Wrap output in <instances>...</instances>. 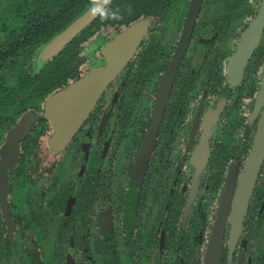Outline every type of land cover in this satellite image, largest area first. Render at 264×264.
Masks as SVG:
<instances>
[{
	"label": "flooded vegetation",
	"instance_id": "1",
	"mask_svg": "<svg viewBox=\"0 0 264 264\" xmlns=\"http://www.w3.org/2000/svg\"><path fill=\"white\" fill-rule=\"evenodd\" d=\"M262 2L109 0L75 35L99 47L91 68L126 28L139 42L64 146L28 109L0 264H264V25L241 56Z\"/></svg>",
	"mask_w": 264,
	"mask_h": 264
},
{
	"label": "trees",
	"instance_id": "2",
	"mask_svg": "<svg viewBox=\"0 0 264 264\" xmlns=\"http://www.w3.org/2000/svg\"><path fill=\"white\" fill-rule=\"evenodd\" d=\"M91 0H0V139L16 118L36 108L80 70L86 30L55 55L42 59L50 40ZM98 27V18L91 23ZM93 33V32H92Z\"/></svg>",
	"mask_w": 264,
	"mask_h": 264
},
{
	"label": "water",
	"instance_id": "3",
	"mask_svg": "<svg viewBox=\"0 0 264 264\" xmlns=\"http://www.w3.org/2000/svg\"><path fill=\"white\" fill-rule=\"evenodd\" d=\"M108 1L96 0L86 12L50 40L42 51L41 58L46 59L59 52L100 12ZM263 25L264 0L258 18L248 28L246 37L247 35L255 34L250 38V42L244 51H242V57H247L248 52L251 51L256 41V35L260 32ZM140 37L139 26L132 25L126 28L103 48L106 58L104 66L91 68L83 77L46 98L44 102L45 117L55 131V138L52 139L54 144L64 146L67 143L93 107L105 86L114 79L130 57ZM36 118H38V114H34L31 110L26 111L8 131L6 140L0 149V190L3 189V186L7 188V169L12 167L15 162L17 142L27 135ZM53 143L51 144L54 145ZM241 209L242 207L238 208V210ZM222 225L223 220L218 218L214 225V231H218V237H220Z\"/></svg>",
	"mask_w": 264,
	"mask_h": 264
},
{
	"label": "rangeland",
	"instance_id": "4",
	"mask_svg": "<svg viewBox=\"0 0 264 264\" xmlns=\"http://www.w3.org/2000/svg\"><path fill=\"white\" fill-rule=\"evenodd\" d=\"M81 46H82V52L80 53V57H81L82 62L78 64L79 65L78 69L81 71V74H84L87 71V67L91 68L93 66V63L96 62L94 53H96L99 47L98 45H96L94 37L89 38L86 41H84V43H82ZM49 95H47L45 98H47ZM45 98L38 106H36V108L39 107L42 103L44 104ZM27 111H30V110H27Z\"/></svg>",
	"mask_w": 264,
	"mask_h": 264
}]
</instances>
